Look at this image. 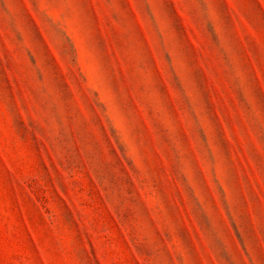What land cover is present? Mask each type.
<instances>
[{
  "label": "rangeland",
  "instance_id": "1",
  "mask_svg": "<svg viewBox=\"0 0 264 264\" xmlns=\"http://www.w3.org/2000/svg\"><path fill=\"white\" fill-rule=\"evenodd\" d=\"M0 264H264V0H0Z\"/></svg>",
  "mask_w": 264,
  "mask_h": 264
}]
</instances>
